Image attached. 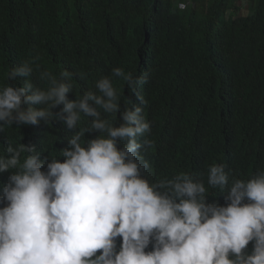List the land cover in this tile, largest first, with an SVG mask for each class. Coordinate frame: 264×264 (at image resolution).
<instances>
[{
	"label": "clouds",
	"instance_id": "9594fccd",
	"mask_svg": "<svg viewBox=\"0 0 264 264\" xmlns=\"http://www.w3.org/2000/svg\"><path fill=\"white\" fill-rule=\"evenodd\" d=\"M240 4L248 9L247 0ZM33 72L31 60L8 72V81L25 79L22 87L0 88V132L61 119L72 135L59 157L43 160L35 145L5 141L0 173L10 174L0 195V264H264V170L230 182L226 165L213 164L208 187L187 172L154 182V172L143 175L153 162L152 141H141L151 122L137 95L146 73L115 67L96 91L68 99L72 73L41 70L40 87L28 79ZM113 78L139 106L129 100L121 109ZM118 113L119 123L102 115L117 121ZM85 133L96 135L86 140ZM216 190L226 193L223 205Z\"/></svg>",
	"mask_w": 264,
	"mask_h": 264
},
{
	"label": "trees",
	"instance_id": "16d2710c",
	"mask_svg": "<svg viewBox=\"0 0 264 264\" xmlns=\"http://www.w3.org/2000/svg\"><path fill=\"white\" fill-rule=\"evenodd\" d=\"M240 1L183 0L180 10V0H0V88L22 87L25 78L8 81L7 74L28 60V79L40 87L41 70L72 73L68 99L96 91V81L115 67L146 73L137 95L151 122L141 141H152L153 162L143 175L152 170L156 182L187 172L208 187V167L225 164L230 182L247 180L264 170V0H247L244 15ZM113 85L121 109L129 100L140 105L121 78ZM102 115L120 122L119 113L117 121ZM87 121L81 114L79 127ZM71 131L61 119L14 123L0 132V155L12 141L35 145L42 160L59 157ZM9 174L0 173V195Z\"/></svg>",
	"mask_w": 264,
	"mask_h": 264
},
{
	"label": "rangeland",
	"instance_id": "374dc122",
	"mask_svg": "<svg viewBox=\"0 0 264 264\" xmlns=\"http://www.w3.org/2000/svg\"><path fill=\"white\" fill-rule=\"evenodd\" d=\"M247 12V9H240L238 14L239 15H244Z\"/></svg>",
	"mask_w": 264,
	"mask_h": 264
},
{
	"label": "bare ground",
	"instance_id": "6f19581e",
	"mask_svg": "<svg viewBox=\"0 0 264 264\" xmlns=\"http://www.w3.org/2000/svg\"><path fill=\"white\" fill-rule=\"evenodd\" d=\"M149 173L151 174L152 173V170H149Z\"/></svg>",
	"mask_w": 264,
	"mask_h": 264
}]
</instances>
